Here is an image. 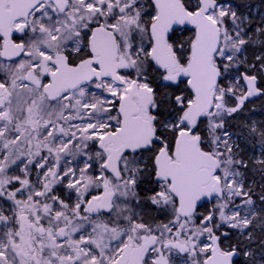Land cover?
<instances>
[{"label":"snow or ice","instance_id":"6c2138e0","mask_svg":"<svg viewBox=\"0 0 264 264\" xmlns=\"http://www.w3.org/2000/svg\"><path fill=\"white\" fill-rule=\"evenodd\" d=\"M0 264H264V0H0Z\"/></svg>","mask_w":264,"mask_h":264}]
</instances>
